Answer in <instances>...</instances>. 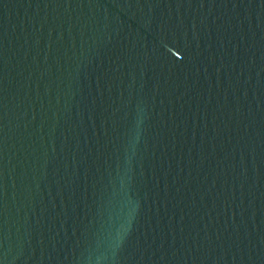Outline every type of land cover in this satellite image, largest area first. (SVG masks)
<instances>
[{"label":"water","instance_id":"95a60500","mask_svg":"<svg viewBox=\"0 0 264 264\" xmlns=\"http://www.w3.org/2000/svg\"><path fill=\"white\" fill-rule=\"evenodd\" d=\"M0 264H264V0H0Z\"/></svg>","mask_w":264,"mask_h":264}]
</instances>
